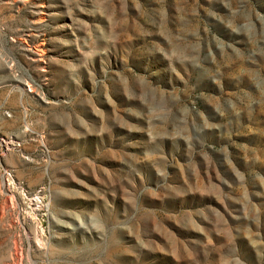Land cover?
I'll return each instance as SVG.
<instances>
[{"label": "rangeland", "instance_id": "374dc122", "mask_svg": "<svg viewBox=\"0 0 264 264\" xmlns=\"http://www.w3.org/2000/svg\"><path fill=\"white\" fill-rule=\"evenodd\" d=\"M0 264H264V0H0Z\"/></svg>", "mask_w": 264, "mask_h": 264}, {"label": "bare ground", "instance_id": "6f19581e", "mask_svg": "<svg viewBox=\"0 0 264 264\" xmlns=\"http://www.w3.org/2000/svg\"><path fill=\"white\" fill-rule=\"evenodd\" d=\"M40 6L44 7V6H45V4H41ZM43 13H45V14H46V12H45V11H43Z\"/></svg>", "mask_w": 264, "mask_h": 264}]
</instances>
